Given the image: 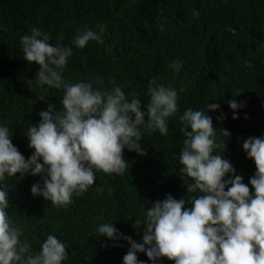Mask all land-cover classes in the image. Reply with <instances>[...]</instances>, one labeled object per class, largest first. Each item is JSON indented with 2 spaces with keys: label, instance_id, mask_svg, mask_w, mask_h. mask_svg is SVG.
Instances as JSON below:
<instances>
[{
  "label": "trees",
  "instance_id": "trees-1",
  "mask_svg": "<svg viewBox=\"0 0 264 264\" xmlns=\"http://www.w3.org/2000/svg\"><path fill=\"white\" fill-rule=\"evenodd\" d=\"M97 25L103 26V43L90 41L83 49L72 43L85 27L99 32ZM0 26V124L9 127L12 143L26 159L34 151L25 135L29 127L39 123L38 114L49 103L59 110L63 96L62 89L37 86L39 66L23 59L20 37L33 27L47 32L51 44L72 48L62 72L69 83L99 80L94 87L110 90L114 81L129 100L133 93L141 100V110L150 100L152 77L178 92L168 134L142 130L146 154L125 148V174L96 172L94 184L74 194L67 207L32 195L31 186L43 183L40 175L6 177L8 214L23 230L21 243L33 253L52 234L67 244L69 258L62 264H123L130 245L125 239L99 237L100 224L114 223L125 236L142 242L144 226L134 224L145 219L152 203L168 194L176 199L193 195L180 178L185 137L179 117L187 109L207 112L209 103L221 105L208 115L215 128L231 133L223 156L254 191L249 180L256 167L242 144L248 137L264 136V0H0ZM177 59L182 61L178 73L170 67ZM231 99L246 102L237 110L238 119L232 118ZM221 114L225 119L218 122ZM137 256L152 264L145 253ZM159 264L174 261L163 258Z\"/></svg>",
  "mask_w": 264,
  "mask_h": 264
},
{
  "label": "clouds",
  "instance_id": "clouds-1",
  "mask_svg": "<svg viewBox=\"0 0 264 264\" xmlns=\"http://www.w3.org/2000/svg\"><path fill=\"white\" fill-rule=\"evenodd\" d=\"M193 16L198 18L199 12L193 10ZM96 27L99 32L85 27L72 43L81 49L90 41L103 43L99 34L103 26ZM229 31L234 34V30ZM50 40L47 32L36 27L20 37L23 59L39 66L37 86L63 90L59 102L62 107L58 110L49 103L47 110L38 114L39 123L32 124L25 134L28 147L34 149L29 158L12 143L9 127L0 124V264H62L69 258L67 244L52 234L36 253L27 243H21L23 230L7 211L6 177L40 175L43 183L31 186L32 195L56 207H67L74 194L82 195L94 184L96 172L125 174L128 162L123 150L145 155L142 130L167 135L169 118L178 111L177 90L159 83L156 77L148 81L150 100L145 110H141V100L134 93L129 100L114 81L110 90L94 87L102 83L99 80L67 82L62 72L72 48L51 44ZM170 67L178 73L182 61L174 60ZM227 103L232 118L238 119L237 110L246 102L231 99ZM220 108L219 103H209L207 112L187 109L179 117L185 137L179 153L180 178L186 192L193 195L176 199L168 194L152 203L145 219L134 224L136 229L144 226L142 242L125 236L114 223L97 227L99 237L127 240L130 247L123 264H145L137 253H145L152 264H159L163 258L174 264H264V136L248 137L242 144L256 167L249 180L254 191H250L223 156L231 133L215 128L208 115ZM223 119V114L217 118L218 122ZM222 146L224 150L217 153Z\"/></svg>",
  "mask_w": 264,
  "mask_h": 264
}]
</instances>
